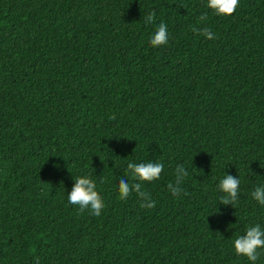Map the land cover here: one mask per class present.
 Returning <instances> with one entry per match:
<instances>
[{
	"label": "trees",
	"instance_id": "trees-1",
	"mask_svg": "<svg viewBox=\"0 0 264 264\" xmlns=\"http://www.w3.org/2000/svg\"><path fill=\"white\" fill-rule=\"evenodd\" d=\"M161 22L169 42L153 47ZM149 161L164 165L144 184L155 207L120 200L127 164ZM226 174L235 206L219 201ZM81 175L98 217L68 203ZM261 185L264 0L231 16L207 0H0V264H252L233 240L264 227Z\"/></svg>",
	"mask_w": 264,
	"mask_h": 264
},
{
	"label": "clouds",
	"instance_id": "clouds-1",
	"mask_svg": "<svg viewBox=\"0 0 264 264\" xmlns=\"http://www.w3.org/2000/svg\"><path fill=\"white\" fill-rule=\"evenodd\" d=\"M240 6V0H207V7L216 15L231 16ZM208 19L207 12L202 13L198 17L199 22H205ZM145 24L155 23V13H149L144 18ZM192 31L203 35L206 39L213 40L216 34L209 27H193ZM169 42V32L167 25L163 22L159 23L154 34L151 36L149 43L153 47L166 45ZM115 115L109 116L110 120H115ZM58 167V165H54ZM164 165L160 162H129L127 164L126 175L131 177L132 183L124 178L119 180L118 192L119 199L126 201L130 195L135 192L141 208L151 209L156 205L155 199L151 193L144 187L145 183H151L159 180ZM174 182H169L167 188L174 197H179L183 192L181 185L185 178L189 175L183 164L176 166L174 170ZM74 184L68 193L67 200L71 205L78 206L79 212L84 213L88 210L94 216H100L104 208V201L100 192L97 190L96 181L87 175H81L74 178ZM241 181L236 176L226 174L220 181L218 189L223 195L219 197V201L224 205H233L238 202L240 194ZM185 195L187 193H184ZM251 197L260 205L264 206V185L256 187L251 192ZM234 251L238 256H245L252 264L262 255L261 249H264V227L259 223L249 225L244 234L237 236L233 240Z\"/></svg>",
	"mask_w": 264,
	"mask_h": 264
}]
</instances>
